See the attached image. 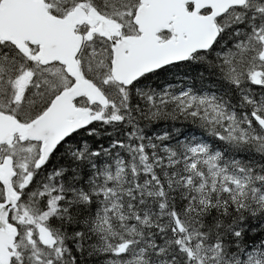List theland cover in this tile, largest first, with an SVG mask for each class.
<instances>
[{
	"label": "snow or ice",
	"instance_id": "snow-or-ice-1",
	"mask_svg": "<svg viewBox=\"0 0 264 264\" xmlns=\"http://www.w3.org/2000/svg\"><path fill=\"white\" fill-rule=\"evenodd\" d=\"M0 264H264V0H0Z\"/></svg>",
	"mask_w": 264,
	"mask_h": 264
}]
</instances>
